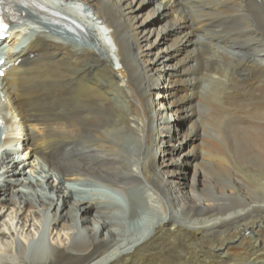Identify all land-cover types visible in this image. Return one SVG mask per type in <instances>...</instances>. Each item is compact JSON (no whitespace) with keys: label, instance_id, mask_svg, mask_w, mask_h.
Wrapping results in <instances>:
<instances>
[{"label":"bare ground","instance_id":"6f19581e","mask_svg":"<svg viewBox=\"0 0 264 264\" xmlns=\"http://www.w3.org/2000/svg\"><path fill=\"white\" fill-rule=\"evenodd\" d=\"M72 1L96 33L31 16L39 30L0 38L32 35L0 57V205L19 226L47 209L49 231L70 230L50 258L17 243L15 264H264V0ZM173 139L184 150L167 162ZM12 145L58 175L54 198L8 190L33 185Z\"/></svg>","mask_w":264,"mask_h":264},{"label":"rangeland","instance_id":"374dc122","mask_svg":"<svg viewBox=\"0 0 264 264\" xmlns=\"http://www.w3.org/2000/svg\"><path fill=\"white\" fill-rule=\"evenodd\" d=\"M72 2V3H71ZM65 11L71 13L74 16H77L78 18H81L82 21H86V26L88 27L89 31L96 33V29L94 28V24L92 23V21L88 18H86V15L92 16L90 13L87 12V7L84 5H80L79 3H73L72 0H69L66 6H63ZM163 23V19L158 17V16H152L148 18V25L151 27H158L159 25H161ZM171 33V31H170ZM99 34H101V37H104V40L107 42H111V40L104 34H102L101 31H99ZM97 36V35H96ZM95 36V37H96ZM32 37V35L30 33H28L26 35V37L22 38V39H18L13 45H6L0 44V54H2V52H5L7 49H12V50H18L20 46L23 45V42L25 40H28ZM101 39V38H100ZM99 39L98 36V40L101 42L102 41ZM104 43V42H103ZM103 45V44H102ZM162 47V44H159ZM158 46V47H160ZM192 45H188L185 48V51L183 53H187L193 50V46ZM104 48H106L103 45ZM190 48V49H189ZM187 51V52H186ZM169 68L167 67L166 70H168ZM7 104V98H6V94H5V83L0 79V114H5V110L3 109V106ZM8 115H10V113H7ZM177 120V118H175ZM5 132L7 129L5 126L1 125L0 131ZM16 145H12L8 148V150L11 152V156L14 157V159L16 160V162L19 165V169L20 171H22V173H20V175H18V177L20 179L27 178V179H31V181L33 182V185H29L28 187H25V185L21 184H13V183H9V189L8 190H12V191H21V192H26V193H33L34 195L33 198L37 199L38 195L41 198H44V194H46V196H49L50 192H49V188H48V182H51L53 184H57L58 182V175L54 173V171H50V169H47V167L44 165V163H42L41 160L39 159H35V157L30 158L29 157V153L28 151H24V150H20L17 151L16 150ZM15 148V149H14ZM13 149V150H12ZM167 155H166V161L168 162V160L170 158H173L174 155L177 154L178 151H183L184 147L183 145H179L178 143H176V141L173 139L172 142L168 145L167 147ZM3 150H5L4 147H0V153L3 152ZM7 150V148H6ZM188 157V156H187ZM187 160L189 161V163H192L194 161V158L190 155ZM167 168H171V169H175V170H180V174H182L180 176L179 181H184L186 179V177L188 176V172L190 171L189 166L187 165H183L181 163H177L176 161L173 164H170L166 167ZM57 175V176H56ZM172 176V175H171ZM176 176L175 174L172 176L174 177ZM51 178V179H50ZM24 180V179H23ZM70 185H72L71 183H67V188L68 190L71 189V187H69ZM77 187H79L77 185ZM46 190H43V189ZM110 190V189H109ZM111 192L113 193H109L111 196H113L114 198L117 196L118 201L122 202L125 210H126V215H129V211L127 210V199L125 198L124 195L111 190ZM43 194V195H42ZM36 195V196H35ZM51 195V194H50ZM53 195V194H52ZM51 195V196H52ZM35 196V197H34ZM54 198V196H52ZM32 198V197H31ZM47 201H44V205H46ZM126 204V205H125ZM2 205H0V214H2L0 216V229L4 230L6 235L5 236H1L0 235V259L2 260L1 264H5L10 263V264H15V258H14V251L16 248V244L18 243L20 246H24L26 247V255L25 258L27 260H30L31 254L33 253H37V251L43 250V255L44 256H48L50 258L51 253H52V249L54 246L60 244L61 242L65 243L68 241V236L67 234L70 232V230L67 229H62L61 225L57 226V230L51 232L49 231V229L47 228V223H48V211L47 209H43L40 205H38L37 208H42V212L40 214V216H32L31 215V211L34 210L31 209L30 211L25 212V215H28V223H25L24 226H19L18 224H16V219H17V215L15 217L16 214V207H14L12 204L7 205V207H1ZM37 208H35V210H37ZM50 209V208H49ZM21 213V211L19 212ZM123 213V212H122ZM19 215V214H18ZM43 215V217H42ZM47 215V216H46ZM16 224V225H15ZM18 245V246H19ZM4 260V262H3ZM1 262V261H0Z\"/></svg>","mask_w":264,"mask_h":264}]
</instances>
